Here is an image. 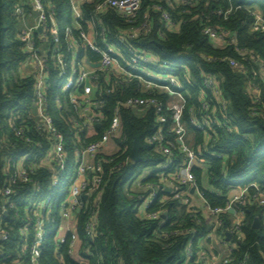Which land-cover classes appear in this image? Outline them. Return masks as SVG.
Instances as JSON below:
<instances>
[{
    "label": "trees",
    "instance_id": "16d2710c",
    "mask_svg": "<svg viewBox=\"0 0 264 264\" xmlns=\"http://www.w3.org/2000/svg\"><path fill=\"white\" fill-rule=\"evenodd\" d=\"M45 2L47 12L54 14L60 28L62 16L68 10L72 11L70 0H45ZM97 2L99 0L84 3L82 6L83 20L79 22V26L83 31L87 28V23L92 18L95 19L94 8ZM158 6L168 11L173 20L181 25L180 33H168L165 30L160 13L155 9ZM19 8H22L26 15L32 12L29 0H0V107L3 112L5 104L10 101L6 98L5 91H7L13 96V101L24 102L27 115L30 116L35 113L33 106L35 80L33 76L22 79L20 75V67L30 59V54L26 52V43L19 38L23 29V18L16 16ZM237 8L239 9L227 20L215 15L218 11L228 12ZM251 10H260L264 13V0H195L194 5L172 4V6L164 0H143L136 24H130L113 10L96 17V30L100 32L103 28L108 43L124 54L126 48L118 42V35L134 25L143 23L145 16L149 17L151 34L132 40L129 45L138 51L152 53L160 62L173 64L177 59H182L189 66L192 82L189 83L184 79V73L182 77L180 76L187 100L184 111L186 122L192 119L204 121V118L211 113L204 110V102L215 111V100L206 92L201 76L208 74L220 77L221 95L228 107L227 120L217 111L220 127L215 126L212 131H198V144L203 145L205 141H209L205 153L208 170L206 174L203 169L194 170L204 197L214 208L224 207L229 192L238 186L256 184L264 190V117L252 114L253 102L245 93L247 79L225 64L207 63L202 59L203 55L227 54L237 57L232 49L225 52L216 50L201 34L202 26L210 24L236 33L240 47L254 51L264 60V34L250 32ZM69 28L72 29L74 39L82 45L79 28L77 26ZM50 37L49 35L47 41L49 43L46 44L50 50L46 109L65 137V148L71 166L68 177L76 170L73 160L78 148L99 139L110 127L117 113L122 124V138L118 140V144L122 147L123 153L111 158L101 156L107 162L103 164L104 187L99 207V237L93 251L101 254L108 264H117L119 259L123 264H186L185 250L189 242L193 241L195 252L198 254L201 251L200 240L210 234V226L202 213L190 214L179 202L164 201L163 198L167 194L160 192L149 212H166L165 219L146 221L138 215L137 207L140 200L137 198L138 194L132 191L133 183L141 178L145 171L158 168L164 161L147 143V139L157 129L154 112L150 111L141 118L134 111L123 106L129 98L143 95L139 91V82L119 77L115 72H99L97 96L104 101L102 108L104 120L102 128L97 130V135L88 137L83 125L85 120L80 118L78 110L71 104V95L75 92L83 95V88L72 87L66 91V99H58L57 93L65 78L60 77L59 66L54 63L52 51L54 45ZM66 42V36L62 34L60 46L68 62L72 63L73 58L67 52ZM34 43L35 50L43 44V36L38 31L34 34ZM96 44L106 49L101 39L98 38ZM84 59L97 64L101 57L90 48L80 46L75 63L80 64ZM121 63L127 67L124 61ZM153 96L163 103L169 100L168 96L159 95L158 91H154ZM30 127V134L33 135V125L30 124ZM168 129L169 125L166 127L167 131ZM170 137L174 138L173 135ZM136 139L141 144V162L138 164L130 159ZM38 141L42 145L40 149L32 144L20 150L31 155L29 162H34L36 167L35 174L31 176L32 182L22 185L16 194L17 209L20 214L31 200L33 204L50 201V205H53L52 226H59L61 223L59 204L63 202L66 193L61 194L53 189V174L50 169L42 166L51 149L50 142L45 137H40ZM4 154L6 151H0V168ZM175 160L177 164L182 162V155L178 150L175 151ZM144 183L157 184L158 176L150 175L144 179ZM87 218L86 213L82 212L77 225V234L83 248L89 246L84 233ZM257 218L261 220V227L254 229L253 224ZM229 226L228 222L223 229ZM243 234V239L234 240L238 243V250L234 253L233 264H239L246 257L247 264H264V208L258 206L246 208ZM72 241L71 234L67 236L63 245L55 243L50 236L43 249L42 263L78 264L69 254ZM17 244L15 237L7 246L13 257L17 256ZM56 252L60 253L62 259H56ZM196 261V258H193L188 264H197Z\"/></svg>",
    "mask_w": 264,
    "mask_h": 264
},
{
    "label": "built area",
    "instance_id": "2783aa9c",
    "mask_svg": "<svg viewBox=\"0 0 264 264\" xmlns=\"http://www.w3.org/2000/svg\"><path fill=\"white\" fill-rule=\"evenodd\" d=\"M76 0H70L72 12L75 17L76 26L79 28L82 45L74 39L71 28L64 32L58 27L55 16L47 12L45 0H30L32 12L26 15L22 8L16 16L34 18L35 25L28 30L22 31L20 40L26 43V52L30 54L35 65V73L32 74L35 80L33 106L34 115H27L26 106L21 100L13 101V96L5 91L9 99L1 112L0 107V151H6L0 168V264H43V249L46 240L52 236L55 243L63 245L67 236L71 234L73 241L70 244V256L74 259L75 248L80 238L77 234L78 218L82 212L87 215L84 225V233L89 246L83 248L81 245L74 259L78 264H108L101 254H96L93 247L99 237V207L104 187L103 164L106 158L114 157L122 152L118 140L122 138V124L118 113L112 120L110 127L104 131L99 139L78 148L74 155V166L76 170L68 180V172L71 166L68 161V153L65 148V137L55 125L53 119L47 112L46 87L49 73L48 56H41L35 50L34 34L38 31L43 36V42L48 44V36L53 41L54 63L59 66L60 77H64L66 91L72 87L83 88L84 94L78 92L71 96V104L84 119L83 125L88 136V129L93 127L97 135V126L104 120L102 108L104 101L98 98H91V92L87 89L88 84L94 86L97 93L99 72L116 73L117 76L128 80L139 82L141 96L132 97L123 103V106L134 111L144 112L143 118L150 111L154 112L156 118V132L147 139V143L153 147L156 155L163 158V163L156 169H148L140 179L133 183L132 191L138 194L140 204L137 207L138 215L142 220L159 221L164 220L166 212L150 213L149 209L154 204L160 192L167 195L164 201H176L185 206L190 214L201 212L210 226V234L200 240V253H196L193 241H190L186 250V264L196 258L197 264H233L234 253L238 250V243L234 240L244 238L243 226L246 219V208L258 206L264 208V190L256 184L238 186L232 189L227 196V203L224 207L214 208L204 197L195 169L208 170L205 153L209 141L203 145L198 144V131L206 132L220 127L216 112L227 120V103L220 91V77L202 74L203 85L206 92L215 100V111L204 102L203 108L210 113L203 122L196 119L186 122L184 111L187 105L186 93L181 81L182 73L187 82H192L189 66L182 59L169 64L160 62L152 53L138 51L130 47L129 42L138 40L151 34L152 29L148 16H145L143 23L134 25L129 30L123 31L117 37L118 42L126 48V54L120 49L108 43L106 31L101 28L97 31V37L102 40L106 49L99 47L92 42L86 33L79 26L83 20L81 6L75 5ZM96 1V0H95ZM94 1V2H95ZM169 6L172 4L194 5L195 0H164ZM84 3H92L84 0ZM143 0H99L94 8V18L90 21L96 29V17L104 15L113 10L120 14L130 24H136L139 19ZM155 9L160 13L161 21L168 33H180L181 25L177 24L171 14L158 6ZM230 9L228 12L218 11L215 15L226 20L236 12ZM252 23L250 32L252 34H264V13L260 10H251ZM65 34L67 39V52L72 55L73 63H69L60 46L61 35ZM201 34L209 41L212 47L221 52L232 49L237 55H203L202 59L207 63H221L229 66L235 73L247 79L245 93L252 99V114L264 117V60L254 51L240 47L238 36L232 31L205 24L201 28ZM163 37V33H161ZM90 48L101 59L99 63L92 64L87 60L76 64L77 50ZM50 51V50H49ZM124 61L127 67L122 65ZM25 63L20 67L21 70ZM93 65H100L94 68ZM113 69V71H111ZM181 76V77H180ZM77 91V89H75ZM158 91L159 95L169 97L167 103L153 96ZM205 92H203L204 94ZM59 104V102H58ZM30 124L33 125V135L30 134ZM169 125L168 131L166 130ZM102 128V127H101ZM174 138L171 139L170 135ZM95 136V135H94ZM45 137L51 144V149L42 162L53 174V189L61 194L66 193L63 202L59 204L61 223L54 224L52 218L53 205L46 201L45 206L33 204L32 200L20 212L17 209L16 194L22 185L32 182L31 176L35 174V163L29 162L31 155L21 152V148L35 144L37 148L42 145L38 139ZM89 137V136H88ZM36 140V141H35ZM111 143H114L111 144ZM113 145L115 151L112 154H105L104 149ZM182 155V162L177 164L175 151ZM126 149L124 150V152ZM123 153V152H122ZM91 159L92 162H87ZM131 159V158H130ZM158 176V183H144V179L150 175ZM64 187V189H63ZM169 190V191H168ZM194 190V192H192ZM62 191H64L62 193ZM200 200L199 206H194L196 197ZM87 199H84V198ZM79 211V213H78ZM14 213V215H13ZM230 223L227 229H223L226 223ZM47 232V237H45ZM231 236L228 241L227 235ZM17 238V256L13 257L8 250V244ZM263 254V253H262ZM56 259H62L59 252H56ZM117 264H123L118 260ZM239 264H247V257Z\"/></svg>",
    "mask_w": 264,
    "mask_h": 264
},
{
    "label": "crops",
    "instance_id": "0c3cea01",
    "mask_svg": "<svg viewBox=\"0 0 264 264\" xmlns=\"http://www.w3.org/2000/svg\"><path fill=\"white\" fill-rule=\"evenodd\" d=\"M89 1L90 2H94L95 0H89ZM29 4H30V0H29ZM83 4H84V0H76L75 1V5L76 6H81L82 7ZM27 20H31L30 24L27 22ZM24 21H26L27 24L30 25L29 28H31V27H33L35 25L34 18H31V19H28V17L23 18L22 24H26ZM22 31H25L24 26H23ZM84 32L86 34H88L89 39H91L92 42L97 43V41H98L97 30L93 27V24L91 22H88L87 23V28L84 30ZM40 34H41V32H40ZM36 52L39 55H41V56H48L49 55V49H48V47H46V44L44 42L39 47L38 50L36 49ZM84 60L86 61L87 59H84ZM33 70H36V69H35V65L32 62V59H31V56H30V59L25 63V65L23 66V68L21 70L22 76L25 77V78L32 76V74L35 73V71H33ZM87 89L91 92V94H90L91 98H96L97 97V93H96L93 85L88 84ZM135 114L138 117L143 118L144 112L138 111V112H135ZM87 133H88V136L89 137H93L94 135H96V131H95V129L93 127H90L88 129V132ZM113 147H114L113 145H109L106 149H104V153L107 154V155L108 154H112V152L115 151V149ZM87 162L91 163L92 160L91 159H88ZM194 201L196 203H199L200 204V200L197 197L195 198Z\"/></svg>",
    "mask_w": 264,
    "mask_h": 264
},
{
    "label": "rangeland",
    "instance_id": "374dc122",
    "mask_svg": "<svg viewBox=\"0 0 264 264\" xmlns=\"http://www.w3.org/2000/svg\"><path fill=\"white\" fill-rule=\"evenodd\" d=\"M28 19H31V18L28 16ZM24 22H25L26 24H22V25L24 26L25 30L30 29V28H29V26H30L29 24H30L31 20H27V22H28L29 24H27L26 21H24ZM27 27H28V28H27ZM69 27L76 28L75 17H74V14H73V12H72L71 10H68V11L62 16V21H61V24H60L61 32H64V31L66 30V28H69ZM86 35H87V37H89L88 34H86ZM90 40H91V39H90ZM72 63H73V62H72ZM33 71H35V70H33ZM111 71H113V69H112ZM113 72H114V71H113ZM66 84H67L66 80H63L62 85H61V89H60V90L58 91V93H57V95H58V99H62V100L66 99V95H67V92H66ZM111 144L114 145V143H111ZM115 149H116V148H115ZM73 162H74V160H73ZM141 177H142V176H141ZM69 179H70V176H69L67 182H69ZM139 179H140V178H139ZM63 189H64V187H63ZM63 192H64V191H62V193H63ZM44 203H45V202H42V203H41V206H42V207L45 206ZM193 205H194V206H199L200 204L194 202ZM45 237H47V232H45ZM80 245H81V243H80V241H78L77 244H76V248H75V254H74V256H73L74 259H75V258L78 259V258H77V255H78L77 252L79 251Z\"/></svg>",
    "mask_w": 264,
    "mask_h": 264
},
{
    "label": "water",
    "instance_id": "95a60500",
    "mask_svg": "<svg viewBox=\"0 0 264 264\" xmlns=\"http://www.w3.org/2000/svg\"><path fill=\"white\" fill-rule=\"evenodd\" d=\"M42 30H40L41 32ZM94 68H100L101 66L100 65H93ZM101 125H98L97 126V129H101ZM140 151H141V144L139 142L138 139L135 140V143H134V147L132 149V153H131V160L135 163V164H138L141 162V156H140ZM169 191V190H168ZM194 192V190L192 191ZM84 199H87L86 197ZM79 213V211H78ZM165 218V217H163ZM261 227V220L259 218L255 219L254 221V224H253V228L254 229H259ZM227 238H228V241H230L231 239V236L228 234L227 235Z\"/></svg>",
    "mask_w": 264,
    "mask_h": 264
}]
</instances>
